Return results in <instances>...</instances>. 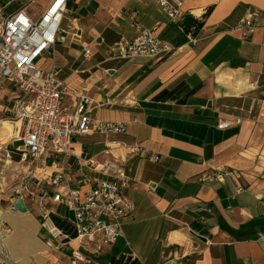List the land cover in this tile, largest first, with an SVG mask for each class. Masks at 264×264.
I'll use <instances>...</instances> for the list:
<instances>
[{
  "label": "crops",
  "instance_id": "crops-1",
  "mask_svg": "<svg viewBox=\"0 0 264 264\" xmlns=\"http://www.w3.org/2000/svg\"><path fill=\"white\" fill-rule=\"evenodd\" d=\"M49 1L0 0V10L24 8L35 19ZM66 2L64 41L38 65L56 71L69 112L87 97L91 119L127 129L73 138L74 155L58 166L47 161L41 179L60 168L77 187L83 175L94 177L78 158H114L133 211L114 244L102 246L98 237L79 244L72 213L39 184L25 213L0 210V264L3 257L9 264H72V250L99 264H264V0H186L177 21L155 0ZM251 12L257 28L243 42L239 24ZM141 29L170 44L171 53L120 59L119 41ZM14 94L0 79V115ZM224 121L232 126L218 129ZM209 174L223 181H204ZM42 208L65 237L59 251L46 245Z\"/></svg>",
  "mask_w": 264,
  "mask_h": 264
},
{
  "label": "built area",
  "instance_id": "built-area-1",
  "mask_svg": "<svg viewBox=\"0 0 264 264\" xmlns=\"http://www.w3.org/2000/svg\"><path fill=\"white\" fill-rule=\"evenodd\" d=\"M186 0H155L160 10L170 21L182 16V5ZM66 0H50L43 12L35 19L24 8L10 14L0 10V79L14 88L13 105L0 116V123L6 120L18 123V133L10 140L11 148L21 155L19 162H35L32 170L23 175L8 193L1 188L0 210L17 213L14 204L17 200H33L36 196L33 181L40 180L47 161L58 166L61 159L73 156L72 140L77 136L96 133L102 136L124 134V122H101L89 116V99L81 97L74 110L69 112L63 106L65 89L55 70H44L38 65L44 54L64 41L61 23L66 14ZM258 14L251 12L239 24L243 42L257 28ZM139 28L138 26H136ZM172 47L155 36L152 30L141 29L133 40L119 41V58L161 59L171 53ZM84 55L90 56L88 47ZM231 121L218 122L220 130L232 126ZM104 156L107 152H103ZM158 161V158H154ZM80 169H86L94 177L83 175L77 187L66 182L62 169L51 173L44 181L46 188L53 190L51 202L63 206L73 215L75 240L82 244L84 240L98 237L102 246L114 244L122 235V221L133 211V204L122 193L126 176L116 159L78 158ZM40 162V167L38 163ZM222 174H209L204 181L222 182ZM2 203L6 206L2 208ZM209 211L207 208H203ZM41 226L47 231L49 240L46 245L54 250L64 247L63 233L49 219V210L40 212ZM58 241L54 245L53 241ZM72 264H99L95 259L81 254L79 250L71 252ZM2 264H9L6 257Z\"/></svg>",
  "mask_w": 264,
  "mask_h": 264
},
{
  "label": "rangeland",
  "instance_id": "rangeland-1",
  "mask_svg": "<svg viewBox=\"0 0 264 264\" xmlns=\"http://www.w3.org/2000/svg\"><path fill=\"white\" fill-rule=\"evenodd\" d=\"M0 116L2 117V115ZM11 147L10 141H8L5 145L1 146L0 149V181L5 193H8L12 186L17 184L20 178L31 171L33 166H35V162L31 165L32 162L28 156L25 161L19 162L21 155L14 149L10 151L9 148ZM38 165L40 166V162ZM40 167H42V165ZM39 184H44V181L41 178L39 182L35 179L33 181V190L39 187Z\"/></svg>",
  "mask_w": 264,
  "mask_h": 264
},
{
  "label": "bare ground",
  "instance_id": "bare-ground-1",
  "mask_svg": "<svg viewBox=\"0 0 264 264\" xmlns=\"http://www.w3.org/2000/svg\"><path fill=\"white\" fill-rule=\"evenodd\" d=\"M18 126V123H10L6 120H3L0 123V149L1 146L5 145L8 141H10V139L17 135ZM1 188L3 189L2 184Z\"/></svg>",
  "mask_w": 264,
  "mask_h": 264
},
{
  "label": "water",
  "instance_id": "water-1",
  "mask_svg": "<svg viewBox=\"0 0 264 264\" xmlns=\"http://www.w3.org/2000/svg\"><path fill=\"white\" fill-rule=\"evenodd\" d=\"M14 207L17 210V212H19V213H25L26 212V208H25V205H24L22 200H17L14 204Z\"/></svg>",
  "mask_w": 264,
  "mask_h": 264
},
{
  "label": "trees",
  "instance_id": "trees-1",
  "mask_svg": "<svg viewBox=\"0 0 264 264\" xmlns=\"http://www.w3.org/2000/svg\"><path fill=\"white\" fill-rule=\"evenodd\" d=\"M10 151H12V148H9ZM16 160L18 161V158L16 157Z\"/></svg>",
  "mask_w": 264,
  "mask_h": 264
}]
</instances>
